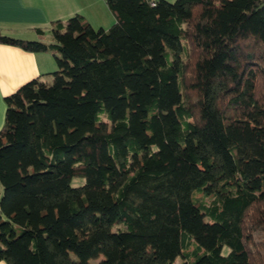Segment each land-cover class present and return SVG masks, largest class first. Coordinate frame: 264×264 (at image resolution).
<instances>
[{
  "label": "trees",
  "instance_id": "1",
  "mask_svg": "<svg viewBox=\"0 0 264 264\" xmlns=\"http://www.w3.org/2000/svg\"><path fill=\"white\" fill-rule=\"evenodd\" d=\"M105 2L0 31L56 61L4 97L0 261L264 264V0Z\"/></svg>",
  "mask_w": 264,
  "mask_h": 264
},
{
  "label": "crops",
  "instance_id": "2",
  "mask_svg": "<svg viewBox=\"0 0 264 264\" xmlns=\"http://www.w3.org/2000/svg\"><path fill=\"white\" fill-rule=\"evenodd\" d=\"M76 14L95 28L107 29L115 22L105 0H0V31L15 38L53 43L50 29L54 22L64 23ZM55 70L51 52H31L0 43V129L6 108L4 97L33 79L45 80Z\"/></svg>",
  "mask_w": 264,
  "mask_h": 264
},
{
  "label": "rangeland",
  "instance_id": "3",
  "mask_svg": "<svg viewBox=\"0 0 264 264\" xmlns=\"http://www.w3.org/2000/svg\"><path fill=\"white\" fill-rule=\"evenodd\" d=\"M167 1H169V2H174L175 0H167ZM26 40H34V39H26ZM44 82H46V83H51L52 82V75H48V76H46V79L45 80H43ZM82 180H80V179H73L72 180V185H77L78 183H80ZM201 196V194H196L195 195V197L196 198H198V197H200ZM204 200L206 201V202H209V198H204ZM190 249H192V247H190ZM179 258H177L176 260H175V264H179Z\"/></svg>",
  "mask_w": 264,
  "mask_h": 264
}]
</instances>
